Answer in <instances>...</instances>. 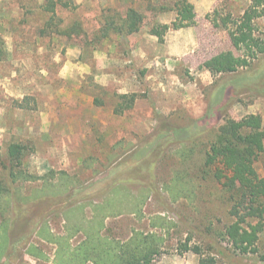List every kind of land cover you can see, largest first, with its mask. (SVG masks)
<instances>
[{
	"label": "rangeland",
	"instance_id": "rangeland-1",
	"mask_svg": "<svg viewBox=\"0 0 264 264\" xmlns=\"http://www.w3.org/2000/svg\"><path fill=\"white\" fill-rule=\"evenodd\" d=\"M44 1L0 0V156L11 143L25 144L28 149L23 169L37 176L49 170L66 172L80 182L77 190L81 192L75 198L89 196L96 203H101L104 190L114 178L134 192L140 190L142 182L155 181L159 195L147 198L143 216L122 213L108 217L103 232L125 240L133 230L155 231L149 223L152 216L173 221L177 227L170 231L165 253L156 257L153 264H198L199 257L193 252L176 251L178 242L189 234L193 236L192 243L214 247L219 243L222 249L229 250L224 255L217 253L220 264H260L256 255L232 252L225 242L200 233L204 225L218 230L229 221L212 186L206 187L195 204L171 202L162 184L178 165L171 154L175 145L158 158L150 157L134 180H126L131 173L127 169L138 168V154H143L149 145L140 141L156 128L157 114L192 125L209 110V93L214 94L233 76L212 75L206 62L222 54L250 60L249 37L231 22L238 21L254 0H188L194 7L195 24L169 29L162 43L150 30L154 24L171 25L175 12H153L149 6L165 4L170 8L171 0H72L73 8L57 6L56 18L63 20L64 25L74 20L82 24L86 38L73 39L41 33L50 16L39 8ZM111 8L121 12L134 8L143 14V24L139 32L125 40L110 37L95 44L91 40L101 26L102 15ZM261 8L264 5L258 7ZM227 16L231 21L225 28L222 19ZM254 28V35L264 39V16L255 19ZM259 59H252L250 67L239 68L236 73L254 75V70L260 69V89L227 83L224 92L227 114L233 120L258 114L264 128V55ZM119 95H134L135 99L130 108L115 114V108L123 102ZM217 119L218 116L203 126V141L208 140ZM132 145L136 148L123 162L122 154ZM255 167L264 177V153ZM24 186L27 194L39 188L40 183ZM91 213L85 209L87 217ZM48 217L51 231L64 234L65 224L59 211ZM81 237L76 235L70 243L77 245ZM32 242L39 248V257L14 254L7 264H52L57 246L37 237Z\"/></svg>",
	"mask_w": 264,
	"mask_h": 264
},
{
	"label": "trees",
	"instance_id": "trees-1",
	"mask_svg": "<svg viewBox=\"0 0 264 264\" xmlns=\"http://www.w3.org/2000/svg\"><path fill=\"white\" fill-rule=\"evenodd\" d=\"M171 1L173 4L170 8L165 4L149 6L153 12L168 9L175 12L171 25L154 24L150 30V34L160 43L169 29L178 30L195 24L194 7L188 0ZM262 5L264 0H254L238 21L231 22L233 27L242 28L247 33L252 48L250 60L222 54L206 62L205 67L212 75L233 76L218 86L214 94L209 93V110L192 125L191 122L182 125L172 118L157 114L156 128L149 137L140 141L149 145L144 148L143 154H138L141 159L138 168L127 169L131 173L126 178L134 180L138 169L144 168L150 157L158 158L167 148L175 145L171 154L178 165L170 179L162 184L171 202L184 200L195 204L203 196L206 187L212 186L224 204L229 221L218 230L212 229L210 224L204 225L200 233L203 237L213 235L225 242L232 252L256 255L260 264H264V177L258 174L255 163L264 153V128L258 114H249L240 120H233L227 114L228 100L224 85L237 83L250 90L260 89L261 75L257 74L260 69L254 70V75L243 76L236 72L239 68L250 67L252 59L264 55V39L254 35L255 19L264 16V8L258 9ZM57 6L74 7L72 0H45L39 8L50 16L41 33H54L68 39L75 36L86 38L79 20L64 25L63 20L56 18ZM230 19V16L222 19L225 28ZM143 20V14L134 8H127L124 12L111 8L102 15L101 26L91 41L100 44L110 37L125 40L129 35L139 32ZM118 97L123 102L115 108V114L130 108L135 99L134 95ZM217 116L218 123L208 140L203 141V126ZM134 148L136 146L132 145L125 150L123 162L131 156ZM27 149L25 144L14 142L0 156V264L9 263L14 254L39 257V248L33 244V237L53 242L57 246L52 264H153L156 257L165 253L170 231L177 227L166 217L152 216L149 223L155 231L133 230L125 240L103 234L108 217L122 213L143 216L142 207L147 198L159 195L155 181L147 183L143 180L140 190L134 192L123 186L122 180L114 178L104 190L101 203L94 202L89 196L76 199L75 195H79L81 190H77L80 182L75 177L54 170L37 176L22 168ZM116 156L118 154L110 160L113 161ZM37 182L40 183L39 188L27 194L24 192L26 183ZM86 208L91 210V217L86 216ZM56 211H59L65 224L62 235L53 233L49 228L48 216ZM78 234L82 235L80 242L72 245L70 240ZM192 239V234H189L184 241H179L176 251L179 254L193 252L199 257L198 264H220L217 253L224 255L227 249H222L219 243L215 247L213 244L202 246L192 243Z\"/></svg>",
	"mask_w": 264,
	"mask_h": 264
}]
</instances>
